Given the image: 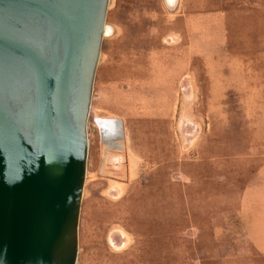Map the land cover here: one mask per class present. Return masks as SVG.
Returning a JSON list of instances; mask_svg holds the SVG:
<instances>
[{
    "label": "rangeland",
    "instance_id": "obj_1",
    "mask_svg": "<svg viewBox=\"0 0 264 264\" xmlns=\"http://www.w3.org/2000/svg\"><path fill=\"white\" fill-rule=\"evenodd\" d=\"M170 5L108 2L76 264H264V0ZM160 52L186 99H147Z\"/></svg>",
    "mask_w": 264,
    "mask_h": 264
},
{
    "label": "water",
    "instance_id": "obj_2",
    "mask_svg": "<svg viewBox=\"0 0 264 264\" xmlns=\"http://www.w3.org/2000/svg\"><path fill=\"white\" fill-rule=\"evenodd\" d=\"M109 0H0V264H76Z\"/></svg>",
    "mask_w": 264,
    "mask_h": 264
},
{
    "label": "crops",
    "instance_id": "obj_3",
    "mask_svg": "<svg viewBox=\"0 0 264 264\" xmlns=\"http://www.w3.org/2000/svg\"><path fill=\"white\" fill-rule=\"evenodd\" d=\"M192 33H193V35H191L192 39L189 40V44L191 45V47H195V51H197L196 48L202 47V51H204L207 44L206 30L205 29L202 31L193 30ZM171 37L174 38L176 36L173 34V36ZM153 44L154 41H150L149 46L151 47ZM179 44L180 41L178 40H172L170 42V46L173 48L175 46H178ZM172 53L173 52H165V53L160 52L157 55V57L161 58L162 61L159 62L158 64L159 66H157L155 69L152 70V72L149 73V75H151V77L154 76V78H152L149 81H143L142 83L143 90H145V93L152 94V96L147 97V99L157 100V101L186 99L183 93L181 94L174 93V89L177 86L175 84L177 83L175 79L183 76L184 74L181 70L174 71L175 67L173 66V59L176 57L175 54ZM151 56L152 57L150 59L153 58L152 54ZM178 69L180 68L178 67ZM168 78H171L172 81H169Z\"/></svg>",
    "mask_w": 264,
    "mask_h": 264
},
{
    "label": "built area",
    "instance_id": "obj_4",
    "mask_svg": "<svg viewBox=\"0 0 264 264\" xmlns=\"http://www.w3.org/2000/svg\"><path fill=\"white\" fill-rule=\"evenodd\" d=\"M97 118H102V119H97ZM98 122L102 123L103 131H105L110 136V135H114L115 131H118L119 124L121 121L116 118H106V117H99V116L93 117L92 125L94 126V124H98ZM94 128L96 129L95 126Z\"/></svg>",
    "mask_w": 264,
    "mask_h": 264
},
{
    "label": "bare ground",
    "instance_id": "obj_5",
    "mask_svg": "<svg viewBox=\"0 0 264 264\" xmlns=\"http://www.w3.org/2000/svg\"><path fill=\"white\" fill-rule=\"evenodd\" d=\"M165 1H166V3H167L168 5H170V4H173L176 0H165ZM170 6H171V5H170ZM106 30H107V27L105 26L104 36H105Z\"/></svg>",
    "mask_w": 264,
    "mask_h": 264
}]
</instances>
